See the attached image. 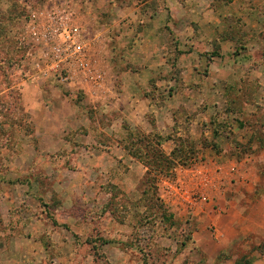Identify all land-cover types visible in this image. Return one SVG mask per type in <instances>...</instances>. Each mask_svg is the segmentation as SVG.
Listing matches in <instances>:
<instances>
[{"label": "rangeland", "instance_id": "1", "mask_svg": "<svg viewBox=\"0 0 264 264\" xmlns=\"http://www.w3.org/2000/svg\"><path fill=\"white\" fill-rule=\"evenodd\" d=\"M57 6L105 79L52 69ZM263 198L264 0H0V264H264Z\"/></svg>", "mask_w": 264, "mask_h": 264}, {"label": "built area", "instance_id": "2", "mask_svg": "<svg viewBox=\"0 0 264 264\" xmlns=\"http://www.w3.org/2000/svg\"><path fill=\"white\" fill-rule=\"evenodd\" d=\"M57 6V11L31 14V22L36 27L38 19H44L45 24L40 33L45 44V55L51 61L52 69L59 74L62 82L70 76L78 74L84 82H98L105 79L106 70L95 59L86 31L73 24L69 17L63 15ZM65 14V13H64ZM173 180H166V186L161 192L163 202L184 213L210 201L211 192L216 189L215 175L202 166H188Z\"/></svg>", "mask_w": 264, "mask_h": 264}, {"label": "crops", "instance_id": "3", "mask_svg": "<svg viewBox=\"0 0 264 264\" xmlns=\"http://www.w3.org/2000/svg\"><path fill=\"white\" fill-rule=\"evenodd\" d=\"M263 199H262V201H264ZM246 230H247V228H246ZM246 230L243 229L242 232L243 233H248L247 231H249V232L258 234V235H260V236H262L264 238V226L262 224H260V223L255 225V229L254 230H253V228L252 229L248 228V230L247 231Z\"/></svg>", "mask_w": 264, "mask_h": 264}]
</instances>
